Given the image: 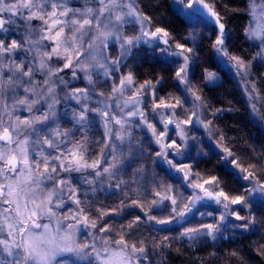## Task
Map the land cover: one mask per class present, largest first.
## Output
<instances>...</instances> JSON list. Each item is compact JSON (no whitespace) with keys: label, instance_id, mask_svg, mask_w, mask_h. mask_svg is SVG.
<instances>
[{"label":"snow or ice","instance_id":"1","mask_svg":"<svg viewBox=\"0 0 264 264\" xmlns=\"http://www.w3.org/2000/svg\"><path fill=\"white\" fill-rule=\"evenodd\" d=\"M95 3L100 7L81 10L69 7V0H0V97L8 88H13L11 108L29 113L24 119L16 115L13 120V112L0 102V111L9 116L6 122L0 115V178L4 181L0 182V217H3L0 219V264H61L57 257L63 252H75L81 258L94 255L97 264H133V257L135 264H145L149 260L148 245L144 241L129 243L126 239L144 223L150 228L159 226L151 229L154 231H174L170 226L177 225L183 229L179 237L193 243L206 238L216 241L228 232L235 235L250 228L254 230L255 216L251 213L242 216L240 211L254 203V192L264 194V183L256 179L257 165L245 167L239 163L225 143L224 132L213 123L226 109L213 110L189 78L190 62L195 65L199 59L194 47L186 44L188 37L193 41L197 37L195 22L185 42H180L164 27H153L152 18L143 14L138 0H128V3L95 0ZM172 4L190 20L194 16L207 18L205 26L210 25L207 34L214 36L212 49L238 78L250 113L258 122L264 121V93L251 79L252 60L259 57L264 62V0L259 3L249 0L248 12L258 23L255 27L250 24L245 36L260 41V51L252 60L230 51L229 31L215 0H172ZM33 21L41 23L34 26ZM127 23H139V34L124 35L122 28ZM160 42L169 45L161 51L177 58L175 81L183 96H160L157 85L163 78L155 84L145 81L137 86L131 71L120 75L117 85L113 77L132 50L140 45L155 48ZM114 43H119L122 58L105 56L101 62L91 53L80 58L89 49L102 53ZM69 74L71 80L66 79ZM37 75L43 80L38 82ZM94 75L102 79L94 80ZM81 79L86 82L85 87L73 85V81ZM219 80L216 73L205 72L207 85L215 86ZM109 81L111 92L105 97L104 92L96 89ZM38 84L47 87L38 91ZM58 85L63 86L61 92H57ZM129 92L131 95L123 99ZM68 100L74 106L61 112L57 106ZM62 116L72 124L71 128H62ZM94 127L103 129L98 141L88 137ZM195 128H203L209 142L220 149L215 154L221 157L223 166L231 168L237 179L252 185H242L245 195L229 194L217 176L205 177L187 162L208 155L199 148L201 137L190 134ZM136 129L144 136L132 145V133ZM77 131L81 132V138L73 140ZM145 139L149 148L159 146L154 152L153 164L159 159L167 164L169 171L183 173L182 187L192 189L186 202L184 192L172 185L152 193L150 203L133 198L141 197L142 193L131 188L123 176L133 163L144 158ZM125 144L129 145L127 151L122 147ZM116 180L120 182L115 183ZM45 182H52L51 190H46ZM84 184L88 187L82 188ZM21 192L32 196L23 206ZM121 192L125 193L124 199L116 206L96 207L93 212L89 201H98V194L110 197ZM29 203L33 205L30 211ZM5 204L9 208H3ZM209 204L222 206L226 211L218 217L212 211H200L201 206ZM12 205H15V216L4 215L12 210ZM22 207L29 211L26 219ZM65 208L67 211L58 216ZM163 212L168 214L160 215ZM197 213L201 217L213 216V221L193 225L190 217L194 218ZM132 214L133 219L124 225L123 218ZM229 215L241 223L229 220ZM44 216L50 221L55 219V227L51 223H39ZM113 221L121 223L115 232ZM37 229L43 231L37 233ZM76 233L92 236L93 242L75 243ZM97 233L102 234V250L95 243ZM169 239L164 236L162 241L154 240L152 247L162 251L171 246Z\"/></svg>","mask_w":264,"mask_h":264},{"label":"trees","instance_id":"2","mask_svg":"<svg viewBox=\"0 0 264 264\" xmlns=\"http://www.w3.org/2000/svg\"><path fill=\"white\" fill-rule=\"evenodd\" d=\"M248 4L249 0H215L216 8L223 15V22L229 31L230 51L243 56L246 60H252L257 52L245 36V29L250 24ZM138 5L143 14L152 18L153 27H164L172 33L176 41L185 42V37H188L190 32V25L176 12L172 0H138ZM212 40L211 37L202 36L198 44L193 46L199 59L193 67L191 80L199 87L213 110L226 109L213 123L224 132L225 143L234 151L239 163L245 167L249 164L257 165L256 179L264 183V158H261V154L264 153V127L255 123L236 80L231 78L225 68L220 67L218 57L211 47ZM172 43L173 41H170V44ZM186 44L187 46L190 44L189 37ZM133 58L137 83L151 81L155 84L157 80L163 78L158 87L160 96L180 93L175 81L176 67L172 64L163 62L157 56L151 55L149 51H145L142 55H135ZM206 71L214 72L220 77L215 86L206 84ZM251 78L264 93V65L259 57L252 60ZM208 119L212 117L208 116ZM204 152L208 155L199 158L194 163L193 170L205 177L217 176L221 186L229 194L245 195L242 182L230 168L223 166L221 157L216 155V152H209L208 147ZM102 202L106 206L110 200L107 198ZM251 212L256 218L254 230L235 238L221 240L217 244H212L208 240L194 244L176 236L172 239L171 234L165 230H152L151 232H156L157 237H150L145 244L148 245L152 261H157V264H264V204L254 205ZM133 215L124 217L123 224ZM164 236L170 238L171 246L165 247L162 251L159 248H153L152 242L162 241ZM232 252L236 255L231 256Z\"/></svg>","mask_w":264,"mask_h":264},{"label":"rangeland","instance_id":"3","mask_svg":"<svg viewBox=\"0 0 264 264\" xmlns=\"http://www.w3.org/2000/svg\"><path fill=\"white\" fill-rule=\"evenodd\" d=\"M125 3H128V0H125ZM257 3H259V0H257ZM69 7H73V8H80L81 10H83L86 7H93V8H98L100 7L99 4L95 3V0H69ZM249 7V4H248ZM127 9H125L126 11ZM175 10L178 14H180L185 21H187L188 25H190V31H193V23H194V30L197 33V37L195 39V41H193L192 38L189 37V46L188 47H193L194 45L198 44L199 39L202 36H207L208 38L210 37L207 33L209 32L210 29V25H208L207 27L205 26L208 22L207 19L203 16H199V17H192L191 20L186 17L184 15V13L177 7H175ZM105 16H107V13L105 14ZM126 19H131V18H126ZM249 22L251 24L252 27H255L256 24L258 23V21L254 20L253 17L249 14ZM34 26H38L40 25V21H33L32 22ZM249 24V25H250ZM139 30H140V25L139 23H127L123 25L122 28V32L124 35L126 36H132V35H138L139 34ZM211 38L214 39V36H211ZM248 42L250 43V45H252L253 48H255L256 52L260 51V41L259 40H250L248 39ZM46 43V42H45ZM85 49H87V43H85L84 45ZM163 48H167L165 44H163V42H160L158 47L155 48H150L146 45H140L138 48H134L131 52V54L124 60V64L121 67L120 71L116 74L115 77H113V79H116L117 85L119 83V76L120 75H126L129 71H131L134 76H135V72H134V65L133 63H135V59L133 58L135 55L138 54H143L145 51H149V53L151 55H155L158 58H160V60H162L163 62L167 61L168 63L172 64L174 67L177 68V64L175 63V61L177 60L176 57L171 56L168 53H165L163 51H161V49ZM89 53H91V55H95L97 57V59H100L101 62H104L103 57L107 56L109 57V59H117V58H122L121 57V48L119 43H114L111 44L107 49H104V51L101 53L99 52V50L96 49H89L87 52H85L84 55H82L80 58L84 59L85 55H88ZM140 56V55H139ZM217 57V56H216ZM132 58H133V63H132ZM259 60L261 61V59L259 58ZM219 61V58H218ZM181 62H182V58H181ZM220 63V67L225 68L226 71L229 73V75L231 76L232 79H235L240 90H242V85H240L238 83V78H236L233 74V71H230L229 68L227 66H225L223 63ZM262 64L264 65V62H262ZM195 65H192L190 62V72H189V78L191 79L192 74H193V67ZM83 76V74L81 73V77ZM37 81H42L43 77L37 75L36 77ZM55 79V78H54ZM66 79L71 80V76L70 74L66 77ZM94 80H99L102 79L100 77L97 76H93ZM136 79V78H135ZM252 79V78H251ZM253 80V79H252ZM73 85L77 86V87H85L86 86V82L81 79L80 81H73L72 82ZM139 85V83H137V86ZM111 81H109L107 84H104L102 87L98 86L96 91L97 92H104L105 97H107L110 92H111ZM47 86L43 85V84H38V91L41 89H46ZM62 85H58L57 86V92H61L62 89ZM159 85H157V89H158ZM64 91H67L68 89H63ZM14 89L13 88H8L3 97H0V102H2V104H5L8 106V110L13 112V116L12 119H15L16 115H20L22 119L26 118L29 116V113L26 110L21 109L20 111H15L11 108V105L14 103L13 100V95H14ZM151 90H149L150 92ZM180 93H178L177 96H183V93L179 90ZM243 92V91H242ZM244 94V93H243ZM128 95H131V93H126L125 96L123 97V99H126ZM245 97V95H244ZM72 106H74V102L71 100H68L66 102L62 101L61 105H58V109L61 112H64L68 109H70ZM92 107H96L95 104L91 105ZM188 107H190V105H187ZM0 115H2L3 120L4 121H8L9 120V116L7 112H2L0 111ZM253 119L255 121V123H258L259 125H261L262 127H264V122L263 121H257V119L253 116ZM62 120V128H71L72 124L70 122L67 121V119L65 117H61ZM103 129L102 128H98V127H94L93 130L91 132L88 133V137L90 140L93 141H98L101 138V134H102ZM191 135H195V136H199L201 137L202 142L199 145L200 150H202L203 152L205 151V148L208 147L209 152H219L220 149H217L214 147V143H210L209 142V138L205 132V130L203 128H195L193 129V131L190 133ZM144 136V133L139 130L136 129L133 131L132 133V145H135L142 137ZM23 138V137H21ZM81 138V132L77 131L75 133V136L73 137V140H79ZM178 142H179V137L176 136L175 137ZM145 143V152L143 154L144 158L142 159H138L135 163L132 164V166L130 168L127 169L126 174L123 176V180L130 182V186L133 189H139L142 193L141 197H133V198H140L141 201L143 203H150L152 197V193L156 192V191H163V189L165 187H167V185H172L174 189H178L182 192H184V201L186 202L187 199L190 197V194L192 192V189H185L182 187V177H183V173H175L174 171H169L168 166L166 163L161 162L159 159L156 160L155 164L152 163V158H154V152L156 150H159V146H153L152 148L148 147L147 144V140H144ZM124 151H127L129 145L125 144L122 146ZM211 150V151H210ZM92 153H89V156L92 157ZM193 156H195V152L192 153ZM199 158L193 160V159H189L187 162L191 163L194 166V163L198 160ZM231 169V168H230ZM232 170V169H231ZM238 172V170H236ZM136 173H139V175H136ZM235 174V173H234ZM74 175H79V174H74ZM86 175V173L84 174ZM236 176V174H235ZM143 177V178H140ZM12 179H15V176L12 177ZM160 181H163L164 183L161 184ZM242 184H248V182L246 181H242ZM0 182H4L3 178H0ZM119 180H116L115 183H119ZM46 184V190H51L52 189V182H45ZM249 187H251V184H248ZM23 187V186H22ZM88 185L84 184L82 185V188H87ZM198 191V190H197ZM99 195V200L98 201H89V203L92 205V209L93 212L95 210L96 207H101V206H105V203H103L102 201H104L105 199H109L110 203L108 205H106L107 207H114L116 206V204L119 203L120 200L124 199L125 193L121 192L118 196H110V197H106L103 194H98ZM201 195H203V193H201ZM100 196H102L100 198ZM150 196V197H149ZM252 196L254 197V203L250 206V208H243L240 211V215L242 216H248L250 213L251 215L253 214L252 208L254 205L256 204H264V194H261L260 192H254L252 194ZM32 196L31 195H27L25 196V194L23 192H21L20 194V203L23 206L24 201L25 200H31ZM102 201H101V200ZM167 203V202H166ZM233 207H239V206H233ZM3 208H9V205L5 204L3 205ZM33 208L32 204H28V209L29 211ZM11 211L8 213H4V215H10L12 217L15 216V205L11 206ZM21 211L24 214L25 219L27 218V216L29 215V211H24L23 207L21 208ZM67 211V208H65L62 212L58 213V216H62L64 214V212ZM170 211V209H169ZM200 211L201 212H208V211H212L214 213L215 217H218L221 213H224L226 210L222 207V206H218L215 204H209L207 207H200ZM168 212H163L160 213V215L165 216L167 215ZM0 219H3V217H0ZM133 219L127 218L126 223H124V225H126L129 221H131ZM190 219H192V223L193 225H196L200 222H212L213 221V216H204L201 217L199 215V213H197L195 215V217H190ZM229 220L231 221H235V218L231 215H229L228 217ZM12 220H9V223H11ZM39 223H51L53 227H55L56 224V220H49L47 218V216H44L42 218H40L38 220ZM236 223H241L240 221H235ZM121 227V225L119 224V222L113 221V230L114 232L119 230ZM159 226L156 225H152L151 228L149 227V225L147 223H144L142 225H140L138 228L134 229L132 231V233L128 236H126V239L129 241V243L132 242H138V241H144V242H148V240H150V237H157L156 232H151L152 228H156ZM172 229H174V231H167V233L171 234L170 236H176L178 238L179 237V233L181 231H183L182 228H178L177 225H171L170 226ZM251 228L248 231H240L239 233L233 235L231 232L225 233V235L219 239H217L216 241H212L210 238H206L200 241H206L208 240L210 243L212 244H217L219 241L224 240V239H229L231 237H237L240 234L243 233H248L251 232ZM43 231V229H37L36 232L39 233ZM84 231H91V230H84ZM5 236H7V229L5 230L4 233ZM100 235L97 233L96 237H95V243L97 245L98 248H100L102 250L103 245L100 241ZM182 239H186V238H182ZM73 240L75 243H92L93 242V237L89 236V235H84L82 233H76L75 236L73 237ZM187 240V239H186ZM189 241V240H188ZM198 241V242H200ZM16 242L19 243L20 242V236L19 234L16 235ZM190 243H193L192 241H189ZM75 243H73V247H75ZM195 244V243H194ZM43 247V245H42ZM112 247L115 249V244H112ZM150 249V247H149ZM149 252V260L145 261V264H157V261H152V257H150V251ZM6 255V254H5ZM9 260L11 259L10 257L8 258ZM58 260L61 261V264H97V261L95 260V256L92 255L90 257H84L81 258L80 256H78L75 252H63L61 253L60 256L57 257ZM133 264H135V258L133 257Z\"/></svg>","mask_w":264,"mask_h":264},{"label":"water","instance_id":"4","mask_svg":"<svg viewBox=\"0 0 264 264\" xmlns=\"http://www.w3.org/2000/svg\"><path fill=\"white\" fill-rule=\"evenodd\" d=\"M206 18V17H205ZM207 19V18H206Z\"/></svg>","mask_w":264,"mask_h":264}]
</instances>
